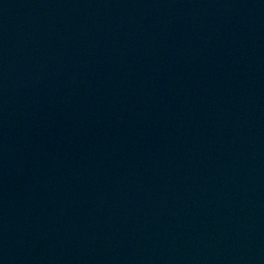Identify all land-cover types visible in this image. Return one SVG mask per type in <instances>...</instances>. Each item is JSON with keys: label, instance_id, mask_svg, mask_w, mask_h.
Returning a JSON list of instances; mask_svg holds the SVG:
<instances>
[{"label": "water", "instance_id": "water-1", "mask_svg": "<svg viewBox=\"0 0 264 264\" xmlns=\"http://www.w3.org/2000/svg\"><path fill=\"white\" fill-rule=\"evenodd\" d=\"M0 264H264V0H0Z\"/></svg>", "mask_w": 264, "mask_h": 264}]
</instances>
